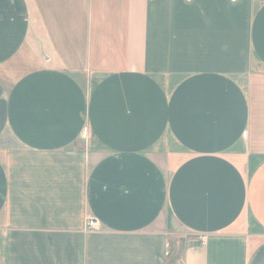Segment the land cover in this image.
Listing matches in <instances>:
<instances>
[{
  "label": "crops",
  "instance_id": "obj_1",
  "mask_svg": "<svg viewBox=\"0 0 264 264\" xmlns=\"http://www.w3.org/2000/svg\"><path fill=\"white\" fill-rule=\"evenodd\" d=\"M172 261L264 264V0H0V264Z\"/></svg>",
  "mask_w": 264,
  "mask_h": 264
},
{
  "label": "built area",
  "instance_id": "obj_2",
  "mask_svg": "<svg viewBox=\"0 0 264 264\" xmlns=\"http://www.w3.org/2000/svg\"><path fill=\"white\" fill-rule=\"evenodd\" d=\"M87 224H88V227H96V225L98 224V221H96V219H89Z\"/></svg>",
  "mask_w": 264,
  "mask_h": 264
},
{
  "label": "rangeland",
  "instance_id": "obj_3",
  "mask_svg": "<svg viewBox=\"0 0 264 264\" xmlns=\"http://www.w3.org/2000/svg\"><path fill=\"white\" fill-rule=\"evenodd\" d=\"M174 261H172L170 264H173Z\"/></svg>",
  "mask_w": 264,
  "mask_h": 264
}]
</instances>
